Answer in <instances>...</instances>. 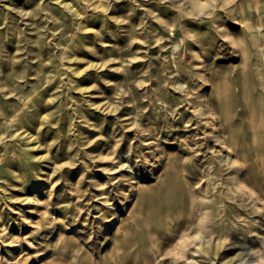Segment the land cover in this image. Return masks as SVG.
Instances as JSON below:
<instances>
[{"label": "rangeland", "instance_id": "obj_1", "mask_svg": "<svg viewBox=\"0 0 264 264\" xmlns=\"http://www.w3.org/2000/svg\"><path fill=\"white\" fill-rule=\"evenodd\" d=\"M0 264H264V0H0Z\"/></svg>", "mask_w": 264, "mask_h": 264}, {"label": "bare ground", "instance_id": "obj_2", "mask_svg": "<svg viewBox=\"0 0 264 264\" xmlns=\"http://www.w3.org/2000/svg\"><path fill=\"white\" fill-rule=\"evenodd\" d=\"M239 158V157H238Z\"/></svg>", "mask_w": 264, "mask_h": 264}]
</instances>
